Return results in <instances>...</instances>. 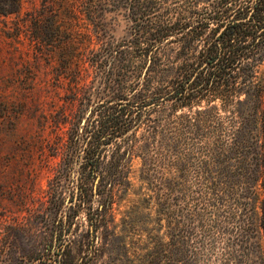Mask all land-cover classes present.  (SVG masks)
<instances>
[{
	"label": "trees",
	"instance_id": "trees-1",
	"mask_svg": "<svg viewBox=\"0 0 264 264\" xmlns=\"http://www.w3.org/2000/svg\"><path fill=\"white\" fill-rule=\"evenodd\" d=\"M42 1L46 7L50 0ZM23 9L24 0H0V16L18 17ZM178 14L169 27L155 29L176 30L185 51L161 52L157 34V43L140 49L147 56L143 73L109 66L103 74V96L94 93L88 108L94 107L87 108L86 147L79 146L78 128L73 135L77 151L69 158L80 173L76 213L66 215L64 234L84 208L92 242L101 239L115 191L126 184L128 159L140 156L159 214L153 254L143 264H197L199 255L201 264H264V0H214ZM189 41L199 49L189 51ZM82 81L79 73L78 99ZM85 110L76 115L78 123ZM163 110L169 111L164 118L152 117ZM139 128L146 133L137 138ZM60 249L63 254L67 245ZM91 253L56 255L54 264H94L99 255L92 247Z\"/></svg>",
	"mask_w": 264,
	"mask_h": 264
},
{
	"label": "rangeland",
	"instance_id": "rangeland-1",
	"mask_svg": "<svg viewBox=\"0 0 264 264\" xmlns=\"http://www.w3.org/2000/svg\"><path fill=\"white\" fill-rule=\"evenodd\" d=\"M211 1L50 0L44 7L42 0H24L18 17L0 16V264H54L56 255H93L91 247L99 255L94 264H143L153 254L151 236L159 233V214L140 156L128 159L126 184L115 191L111 221L101 239L92 242L84 208L64 234L63 221L76 213L78 195L79 164L69 158L77 151L73 135L78 128L79 146L85 148L88 110L94 105L88 106L94 93L103 96L109 66L115 72L131 70V76L143 73L147 56L140 49L157 43V34L163 39L161 52L174 57L185 51L176 30L157 33L155 28L169 27L185 7L202 8ZM145 8L151 13L142 17ZM186 43L189 51L200 47ZM79 73L84 81L78 99L73 87ZM171 75L163 73L165 79ZM259 76L264 80V55ZM168 112L152 117L164 118ZM145 133L139 128L136 137ZM161 223L162 234L165 220ZM62 243L67 245L63 254ZM261 243L264 247L263 235ZM197 259L201 264L202 255Z\"/></svg>",
	"mask_w": 264,
	"mask_h": 264
}]
</instances>
